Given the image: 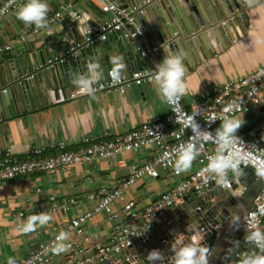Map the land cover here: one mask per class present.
Here are the masks:
<instances>
[{
    "label": "crops",
    "instance_id": "crops-1",
    "mask_svg": "<svg viewBox=\"0 0 264 264\" xmlns=\"http://www.w3.org/2000/svg\"><path fill=\"white\" fill-rule=\"evenodd\" d=\"M4 2L5 0H0V5ZM44 2L49 8L46 20L60 11L61 6H70L61 19L62 21L66 15L70 17V21L65 24L66 29L60 21L58 25L51 27L48 34L49 40L54 36L60 38L59 42L55 41L49 45L51 59L63 56L70 43L84 42L105 20V15L89 0H61V6L57 10L53 9L52 4H56L53 0ZM19 10L20 8L0 23V38L7 40L5 30L12 31L24 26V23L17 19ZM74 12L81 18L75 19L72 15ZM211 17L210 25L206 24L208 36H202L201 43L191 45L189 42H181L179 45L180 51L185 53L187 68L184 78L187 91L183 96L187 106L205 90L248 76L264 64V0L249 8L246 11V19H240L236 24L231 25L226 20L227 17L221 18V15L212 14ZM147 21L152 25L150 17ZM76 22L77 25L74 24ZM137 22L139 24L138 20ZM29 29L30 34H33L39 28ZM64 38L69 41H64ZM141 41L152 45L145 33ZM107 42L109 47H104ZM14 44L13 41L7 40L5 45L0 46V53L6 51V47H10L8 53H13ZM101 44L104 48L101 47L102 50L95 56L89 55L86 63L99 64L101 75L96 82L105 80L108 69L113 67L110 63L112 57L122 58L124 75L130 74L134 69L152 67L148 61L136 54L133 61L129 60L130 48L128 49L122 34H111L108 40ZM46 60L47 64L49 59ZM37 71L38 68H35L34 73H28L36 75L29 81L28 104L22 94L21 100L12 101L10 90L8 94L0 97V150L12 147L20 159L26 158L35 148H48L59 142H66L70 149L76 150L84 146L85 138L106 131L114 136L123 135L138 129L148 119L163 116L169 111L166 103L151 85L133 86L123 96L119 93L101 92L73 98L72 95L78 91V86L70 78L68 80L71 84H67V80L63 78L61 87L55 78L56 75L51 76L47 71L39 74ZM71 71L75 72L76 79L81 77V73L74 66ZM88 75L89 73H85L84 76ZM4 88L10 89L9 84L0 82V90ZM59 90H62L67 98L65 101H57L60 99ZM263 114L264 106L236 117L235 119L244 120L237 134H244L248 127L263 117ZM153 153V150L142 149L137 153L94 159L85 165L71 166L55 173L29 175L0 182V264H7L10 257L13 260L22 259L28 256L37 244L53 238L79 212L91 210L96 205V202L88 200L90 193L119 184L131 174L132 166L141 165ZM194 167L195 160L191 168L183 174L192 172ZM160 174L157 179L145 178L135 188L127 191L126 198L136 202L137 209L142 210L154 204L180 180L167 171L162 170ZM235 183H239L238 178ZM37 189H41V192ZM51 196L59 199L73 197L78 203L66 213L49 215L51 219L43 227L37 226L33 232H23L22 225L28 217L36 215L26 211V208L46 205ZM21 212L25 213L23 217L19 216ZM244 215L237 221L240 231L243 230ZM112 226L113 222L109 221L105 214L96 216L94 222L86 228V235L92 242L89 246L106 242ZM262 229L264 232V221Z\"/></svg>",
    "mask_w": 264,
    "mask_h": 264
},
{
    "label": "built area",
    "instance_id": "built-area-1",
    "mask_svg": "<svg viewBox=\"0 0 264 264\" xmlns=\"http://www.w3.org/2000/svg\"><path fill=\"white\" fill-rule=\"evenodd\" d=\"M105 15V20L100 24L91 35L79 43H70L69 49L63 56H56L41 67L51 76L55 75L56 65L64 63L68 59L77 56L80 52L92 46L104 43L111 34H122L132 46L133 54L141 59L148 61L152 67L134 69L130 74L124 75L118 82H113L109 76L108 69L105 80L93 84L94 91L91 94H82L79 90L72 95L87 96L101 92L119 93L125 95L133 86L141 87L153 84L150 81L151 74L155 66L159 63L157 56L161 50L168 51L169 44L147 45L141 41L144 36L143 28L138 24V15L141 12V5L124 7L116 0H89ZM27 0H5L0 5V23L14 11L23 7ZM70 7V6H69ZM68 6H61V10L47 19V27L58 25L63 18V13L69 9ZM75 19L81 16L74 12ZM46 27V28H47ZM46 28H39L33 34H39ZM64 41H69L67 38ZM4 50H10L6 47ZM35 74L25 76L19 84L24 81H31ZM9 89L0 90V97L8 94ZM60 92V99L65 101L67 98ZM235 101L239 107L228 113L235 119L240 115L252 112L256 108L264 106V64L254 73L230 81L222 85H215L212 89L205 90L201 96L196 98L189 106L184 103L183 97L179 105L173 112V107L168 106V113L163 116L152 117L145 121L138 129L129 131L123 135L114 136L106 131L100 135L84 139V146L72 150L66 142H59L50 147H39L33 149L30 154L20 159L12 147L0 150V182L15 180L20 177L37 175L42 173H55L66 170L71 166L85 165L94 159H107L120 156L124 153H137L142 149L153 150V155L141 165L132 166L131 174L119 184L102 188L99 192L90 193L87 198L89 201L96 202V205L84 212H79L63 230L55 234L48 241L40 242L22 259H14V264H103L112 255L120 254L132 247L136 241L142 239L147 233L153 231L160 223L165 211L174 208L181 202L188 193L202 195L213 188L222 190H233L238 174L231 171L227 174V184L218 185L216 178L205 172L208 165V157L215 154L216 144L210 139L207 142L199 141L197 148L200 154L195 159L196 170L184 175L183 172L177 174L174 171V162L177 156V149L181 144H186L189 137L196 134L191 128L186 129L183 124L188 118L195 116L199 131L209 132L215 136L216 129L220 127V118L225 114L223 108ZM198 114L196 115V113ZM178 119L180 122H176ZM215 119L214 123L209 124L206 120ZM241 144L237 143L236 148L241 152L248 151L250 154L264 155V114L263 117L252 126L248 127L244 134H236ZM203 144V147H201ZM250 168L253 170L257 180L264 183V177L255 174V167L249 159L240 165V169ZM167 171L172 176L180 178L173 189L163 194L154 204L145 208L137 209L136 202L126 198L127 191L135 188L145 178L157 179L161 171ZM41 192V189H37ZM246 188L239 186L233 193L237 203L244 196ZM76 198L69 197L59 199L51 196L46 205L35 208L29 206L26 211L35 214L47 213L53 215L66 213L73 206L77 205ZM249 213H255L251 224L258 227L262 232L264 221V186L254 201V207L245 212L243 218V230L250 234L256 227L250 226ZM105 214L109 221L113 222L110 229V236L106 242L93 243L86 235V228L94 222L96 216ZM25 215L19 213L20 217ZM61 232H66L69 239L57 241ZM68 245L66 251L54 252L53 249L58 244ZM261 249L252 243H248L238 259L233 264H240L243 256L256 255ZM8 264V263H7Z\"/></svg>",
    "mask_w": 264,
    "mask_h": 264
},
{
    "label": "water",
    "instance_id": "water-1",
    "mask_svg": "<svg viewBox=\"0 0 264 264\" xmlns=\"http://www.w3.org/2000/svg\"><path fill=\"white\" fill-rule=\"evenodd\" d=\"M116 1L124 7L141 5L142 13L138 15V21L152 46L169 44L170 49L167 52L176 53L180 51L181 42L194 45L201 43L202 36H208L206 24L209 26L212 22V14L221 15V18L227 17L226 20L231 25L236 24L240 19L245 20L246 11L260 0H251L250 7L243 6L240 0ZM53 2L56 3L55 6L52 4L53 9L57 10L61 6V0H53ZM149 17L152 25H149L147 21ZM69 21L70 17L66 15L61 25L66 29L65 24ZM74 24L77 25V22ZM30 27L35 28L24 24L23 27L14 28L12 31L5 30L7 40L15 44L13 53H8V51L0 53V82L4 85L9 84L12 101L21 100L22 94L27 104L29 103V82L24 81L21 84L19 82L29 72L34 73L35 68H38L39 74L44 72L40 68L46 65V59H51L49 45L60 40L57 36L49 40L48 34L53 26L37 35L30 34ZM7 40L0 38V46L5 45ZM124 41L128 49L130 48L129 60L133 61L132 46L126 39ZM107 46L109 47L108 42L104 47ZM101 47L104 48L102 44L92 46L66 62L57 64L55 78L59 81V85L63 86V78L67 80V84H71L70 80L72 82L76 80L75 72L71 71L73 66L78 69L81 76L88 73L87 57L97 55L102 50ZM193 55L195 56L194 52ZM165 56L166 52L161 50L157 56L158 62L162 63ZM184 64H186L185 61ZM240 170L237 172L239 183H235L233 190L213 188L202 195L188 193L174 208L164 212L154 231L147 233L122 253L112 255L103 264H141V262L149 264L145 258L152 250H158L164 256L163 261H156L155 264H169V258L173 255L169 250L174 240L173 233L184 234V242L187 243V236L191 235L187 231L189 225L201 232L203 239L200 243L209 248V264L235 263L249 243L245 240L248 234L244 230L240 231L237 221L245 212L254 207V201L264 186L262 181L256 179L252 169ZM239 186L246 188V192L240 203H237L233 193ZM258 254L264 253L258 252Z\"/></svg>",
    "mask_w": 264,
    "mask_h": 264
},
{
    "label": "clouds",
    "instance_id": "clouds-1",
    "mask_svg": "<svg viewBox=\"0 0 264 264\" xmlns=\"http://www.w3.org/2000/svg\"><path fill=\"white\" fill-rule=\"evenodd\" d=\"M240 3L243 6L250 7L252 5L251 0H240ZM48 11V4L44 0H27V3L17 12V19L27 26L35 25L36 28H46ZM165 52L166 56L163 62L158 63L153 69L150 81L157 95L164 103L172 106L175 113L176 106L179 105L187 91L184 80L187 68L183 62L185 53L183 50L176 53ZM110 63L113 67L109 71V76L115 83L122 78L121 73L124 65L120 57L110 58ZM87 69L88 76H81L79 79L73 81L82 94H91L94 91L93 84L96 83L97 78L101 75L98 63L90 62L87 65ZM238 107L239 105L233 101L223 108L222 111L225 115L220 118L221 124L216 129L215 136L209 132L201 133L195 116L184 121L183 126L186 129L191 128L196 135L189 137V141L186 144H181L177 149V156L173 165L174 171L177 174L187 172L191 168L193 161L200 154L197 143L199 141L205 143L211 139L216 144V151L214 155L208 157V165L204 171L211 173L216 178L218 185L223 186L227 184L228 172H240V165L249 159L252 160L255 167L256 176L264 177V155L250 154L246 150L245 152H241L236 148L237 143L241 144V140L236 134L244 124V120L233 119L227 114L235 111ZM206 121L211 124L216 120L211 119ZM176 122L180 121L176 119ZM201 147H203V144H201ZM241 207L243 206L241 205ZM255 215V213H249L251 227H256L251 224ZM50 219L51 217L45 212L30 216L26 223L22 225L21 230L25 233L33 232L37 226L43 227ZM187 231L191 233L190 236H187V243L184 242V234L173 233L174 240L169 249L173 255L169 258V264H209V248L200 243L203 239L201 232L194 230L191 225H189ZM67 239H69V235L66 232H61L57 237V241L61 242ZM245 240L260 248L261 253H264V232L258 227H256L255 231L246 235ZM68 247V245L60 243L53 251H66ZM145 259L149 264H155L156 261H163L164 256L160 251L152 250ZM8 264H14V260L11 257L8 259ZM240 264H264V254L244 255Z\"/></svg>",
    "mask_w": 264,
    "mask_h": 264
},
{
    "label": "rangeland",
    "instance_id": "rangeland-1",
    "mask_svg": "<svg viewBox=\"0 0 264 264\" xmlns=\"http://www.w3.org/2000/svg\"><path fill=\"white\" fill-rule=\"evenodd\" d=\"M197 167H194L193 171L196 170Z\"/></svg>",
    "mask_w": 264,
    "mask_h": 264
}]
</instances>
